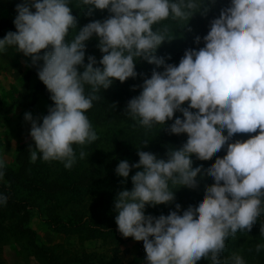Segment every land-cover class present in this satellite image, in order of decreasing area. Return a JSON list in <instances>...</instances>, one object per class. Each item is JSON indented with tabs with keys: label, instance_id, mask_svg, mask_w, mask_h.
Returning <instances> with one entry per match:
<instances>
[{
	"label": "clouds",
	"instance_id": "1",
	"mask_svg": "<svg viewBox=\"0 0 264 264\" xmlns=\"http://www.w3.org/2000/svg\"><path fill=\"white\" fill-rule=\"evenodd\" d=\"M214 3L23 0L16 6V31L0 39V53L14 49L38 67L37 75L54 103L42 118L25 113L35 143L28 149L33 163L58 161L71 169L77 162L74 145L80 146L79 159H84L83 147L98 139L86 113L101 99V90L135 78L139 60L164 69L144 78L142 91L128 101L125 115L146 134L160 126L170 134H187V142L179 149L169 147L165 160L145 151L150 141L144 139L143 147H136L139 162L121 160L115 169L124 180L133 168L142 169L131 177L132 190L117 194L114 208L120 234L143 242L146 264H198L202 259L245 264L238 254L220 259L226 241L238 232L250 233L264 215V0H231L211 21L204 47L186 50L178 66L156 55L163 43L173 40L165 22H187V27L196 14L206 16ZM70 5L87 8L89 16L95 10L111 15L77 28ZM71 29L78 31L68 39ZM94 37L103 54L102 67L91 55L85 64L87 44ZM195 42L199 45L201 38ZM177 112L183 118L176 117ZM170 120L174 122L166 128ZM258 130L247 141L229 143L238 133ZM225 145L227 154L207 169L215 183L206 187L198 206H189L182 215L179 204L167 216L146 215L149 206L174 204L173 188L196 189L204 169L193 168L192 157L209 161ZM5 167L0 159V180ZM6 203L7 196L0 194V204ZM262 249L264 244L256 246L257 253Z\"/></svg>",
	"mask_w": 264,
	"mask_h": 264
},
{
	"label": "trees",
	"instance_id": "2",
	"mask_svg": "<svg viewBox=\"0 0 264 264\" xmlns=\"http://www.w3.org/2000/svg\"><path fill=\"white\" fill-rule=\"evenodd\" d=\"M72 11L73 15L77 18L79 10L72 7ZM220 13L216 3H214L210 6V10L206 16L196 14V18H192L187 27H183L187 22L179 24L171 20L165 22L170 26L169 38L173 40L163 43L157 50L156 55L164 58L166 64L178 66L186 50H199V48L204 47L203 37L208 34L211 21L218 18ZM110 15L107 10H95L91 16L88 15L90 17L88 21L99 20L103 22ZM79 26L77 25V28H81ZM8 31H16L14 23L8 20L0 22V39H4ZM77 31V29H71L68 39H72ZM197 36L201 38L199 45L195 42ZM98 43L99 41L95 37L88 42L85 64L88 62L87 56L91 55L96 57L97 66L102 67L99 61L102 59L103 54L97 46ZM42 65L43 61L40 62V66ZM135 70L137 72L135 78H129L125 83L115 81L113 86L108 90H101L99 93L101 99L95 101L93 107L86 113L93 126H120L122 123L130 126L131 124L137 125L135 121L125 115L127 103L140 94L142 91L141 85L145 77L151 78L153 70L162 72L164 69L162 67L157 68L147 61L139 60L136 62ZM80 71H83V69H80ZM37 72L38 67L33 66V70L26 76V84L21 96H25L28 93L29 75H32L37 79V91L42 93L49 100L50 107H53L54 103L50 99V93L40 81ZM7 112L2 108L0 102V115H4ZM175 115L176 117L183 118L179 112ZM173 122L174 120L168 121L166 128H169ZM258 134L259 130L257 133H238L229 143H234L237 140L242 142L247 141L252 136ZM224 135H227V133L225 132ZM127 138L128 136H125L124 133L118 135L115 137L114 143L102 146L97 152L93 151L95 147H98L97 145H94L91 149L85 146L83 150L87 153V156L84 159H79L80 146L74 145L79 163L76 162L71 169L72 172L69 173L63 163L58 161L44 162L42 159H37L33 163L28 149L30 146L35 148L34 141L31 139L29 142L23 144L19 147L16 156L18 168L11 169L5 167V176L0 180V194L7 196V203L0 204V221L6 217L19 219V222H17L18 230L20 229L24 234H31V231L24 227V224L29 220L31 214L37 211L44 222L49 224L55 231L63 233H88L91 237L103 235L108 228L105 220L99 219L96 213L89 215L85 211V207V210L71 209L70 205L80 206L88 194L102 198L111 189L110 193L112 194L113 190L121 189V187L115 186L112 183L117 176L115 169L121 160H127L130 165L138 163L137 148L143 147V141L147 139L143 138L140 142L128 144ZM187 139V134L178 136L164 130L160 135H153L150 140L148 139L150 141L149 146L144 150L155 154L158 159L166 160L169 147L179 149L187 142ZM220 153L223 155L227 154V145H225ZM195 165L196 163H193V168H195ZM137 170L133 168L131 172ZM197 181H200L199 184L203 186H207V184L211 186L215 183L211 176H203V173L197 178ZM177 194L178 198L175 204H179L181 208L193 206L194 201H190L189 194H181V191H178ZM61 203L66 204L60 207ZM199 203L197 202L195 206H198ZM57 208H62L61 212L65 213V215H60ZM161 215L167 216L169 213L162 211L157 216ZM262 227H264V215H261L250 233L238 232L239 241L237 245L231 247L228 251L225 250L220 259L223 261L229 259L233 254H238L243 257L245 264H264V249L259 253L256 252V246L264 244V234L261 233ZM37 250L41 251L38 247ZM200 264H211V262L202 259Z\"/></svg>",
	"mask_w": 264,
	"mask_h": 264
},
{
	"label": "rangeland",
	"instance_id": "3",
	"mask_svg": "<svg viewBox=\"0 0 264 264\" xmlns=\"http://www.w3.org/2000/svg\"><path fill=\"white\" fill-rule=\"evenodd\" d=\"M215 1L219 12L231 4L230 0ZM22 2L23 0H0V22L8 20L14 23L17 16L16 6ZM73 3L75 4V0H73ZM71 6L75 8L74 5ZM76 10H79L76 18L77 25L82 28L90 22L88 21L90 18L88 9L76 8ZM33 11L35 10L33 9ZM32 70L31 60L22 53H16L11 48L5 53H0V102L2 108L8 111L6 114L0 115V159L4 161L7 168L11 169L18 168L16 156L19 147L31 140V125L25 121V113H31L34 118H42L47 115L51 106L49 100L37 91V79L32 75H29L28 93L21 96L24 92L26 76ZM136 124H131V126L123 123L120 126H93L98 139L94 143L85 146L91 149L94 145H97L98 147L93 150L97 152L102 146L114 143L115 137L123 133L128 136L127 143L129 144L140 142L143 138L150 140L153 135H160L164 131L160 126H157L147 131L146 134V129L137 122ZM224 156L222 153H217L209 161H200L193 156L192 161L196 163L195 168L202 167L204 169L203 176L208 177L207 169L215 163L217 158H223ZM77 163H79L78 160ZM71 169H67V172H72ZM137 171H142V169ZM137 171L131 172L127 180L119 176L114 178L113 185L121 187L122 190H113L112 194L110 193L112 189H108L109 192L105 193L106 196L102 198L88 194L86 198L84 196L85 200L80 206L70 205L71 209L85 210L86 208L85 211L89 215L96 213L99 219L105 220L108 228L101 236L91 237L88 233L55 231L49 224L44 222L37 211H34L24 224V227L29 229L31 234H24L20 229L18 230L17 222H19V219L6 217L1 220L0 264H146V252L143 242H137L133 238H124L118 231L115 222L117 215L114 208L116 196L120 191L132 190L131 177ZM197 183L198 187L196 189H180L179 186L173 188V191H176V200L178 191H181V194L187 193L190 195V201H194L193 207L197 202H201L206 187L210 185L203 186L199 184L200 181H197ZM65 204L61 203L60 207ZM187 209L185 207L181 208L179 214L182 215L183 211ZM61 210L63 209L57 208L58 213L64 216L65 213ZM175 210V203L159 205L155 208L149 206L146 208V215L158 217L159 212L166 211L170 214L171 211ZM238 241L239 237L237 235L235 238H229L226 241V250L228 251L231 247L237 245ZM37 247L41 249L40 252Z\"/></svg>",
	"mask_w": 264,
	"mask_h": 264
}]
</instances>
